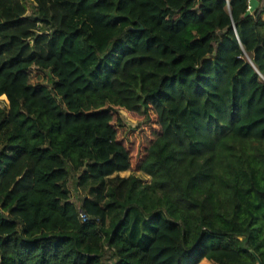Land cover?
<instances>
[{
  "label": "trees",
  "instance_id": "1",
  "mask_svg": "<svg viewBox=\"0 0 264 264\" xmlns=\"http://www.w3.org/2000/svg\"><path fill=\"white\" fill-rule=\"evenodd\" d=\"M249 7L0 0V264H264V0Z\"/></svg>",
  "mask_w": 264,
  "mask_h": 264
},
{
  "label": "rangeland",
  "instance_id": "2",
  "mask_svg": "<svg viewBox=\"0 0 264 264\" xmlns=\"http://www.w3.org/2000/svg\"><path fill=\"white\" fill-rule=\"evenodd\" d=\"M29 2H28V4H29ZM7 105H9V100L7 99V96L6 95L0 96V106H7ZM119 112L121 114V117H122L125 125L128 128H134L138 124L142 123V121L144 120L142 118H134V117H132L126 110H120ZM129 174H130V171H126V172H122L121 173V175H123V176H127ZM136 175L140 176L145 181H149L150 180V177L146 176L142 172H136ZM69 187H70V190H71V193H72L73 200L76 203L79 204L80 201H81V198L83 197V192L85 191V189L84 190H81L80 188H78V186H76V177H72L70 179V181H69ZM152 217L153 216L146 217V221L147 222H150V220L152 219ZM142 227H144V225H142ZM201 264H210V262H208V261L207 262H202Z\"/></svg>",
  "mask_w": 264,
  "mask_h": 264
},
{
  "label": "water",
  "instance_id": "3",
  "mask_svg": "<svg viewBox=\"0 0 264 264\" xmlns=\"http://www.w3.org/2000/svg\"><path fill=\"white\" fill-rule=\"evenodd\" d=\"M258 6V0H250V7L248 9V14L251 13L256 7ZM249 57V56H248ZM256 258H257V263L256 264H263L262 259L260 256L256 253H254Z\"/></svg>",
  "mask_w": 264,
  "mask_h": 264
},
{
  "label": "built area",
  "instance_id": "4",
  "mask_svg": "<svg viewBox=\"0 0 264 264\" xmlns=\"http://www.w3.org/2000/svg\"><path fill=\"white\" fill-rule=\"evenodd\" d=\"M82 218H86V215L84 213H81Z\"/></svg>",
  "mask_w": 264,
  "mask_h": 264
},
{
  "label": "crops",
  "instance_id": "5",
  "mask_svg": "<svg viewBox=\"0 0 264 264\" xmlns=\"http://www.w3.org/2000/svg\"><path fill=\"white\" fill-rule=\"evenodd\" d=\"M207 261H208V262H210V261H209V260H207V259H204L202 262H207Z\"/></svg>",
  "mask_w": 264,
  "mask_h": 264
}]
</instances>
